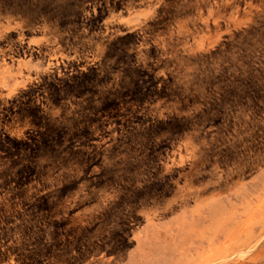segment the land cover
<instances>
[{"label": "rangeland", "instance_id": "374dc122", "mask_svg": "<svg viewBox=\"0 0 264 264\" xmlns=\"http://www.w3.org/2000/svg\"><path fill=\"white\" fill-rule=\"evenodd\" d=\"M263 96L264 0H0V264H264Z\"/></svg>", "mask_w": 264, "mask_h": 264}, {"label": "bare ground", "instance_id": "6f19581e", "mask_svg": "<svg viewBox=\"0 0 264 264\" xmlns=\"http://www.w3.org/2000/svg\"><path fill=\"white\" fill-rule=\"evenodd\" d=\"M244 34V33H243ZM260 89V88H259ZM264 97V96H263ZM262 107V106H261ZM263 108V107H262ZM258 114V113H257ZM260 116V115H259ZM263 118V117H262ZM259 119V118H258ZM261 131H262V129H261ZM263 132V131H262ZM259 157V156H258ZM257 158V157H256ZM264 168V167H263ZM246 251H241V252H239L240 253V256H241V254H246L245 253ZM213 255V254H212ZM203 260V259H202Z\"/></svg>", "mask_w": 264, "mask_h": 264}]
</instances>
